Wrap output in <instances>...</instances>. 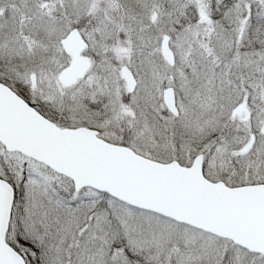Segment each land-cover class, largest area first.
Returning a JSON list of instances; mask_svg holds the SVG:
<instances>
[{
	"label": "snow or ice",
	"instance_id": "obj_1",
	"mask_svg": "<svg viewBox=\"0 0 264 264\" xmlns=\"http://www.w3.org/2000/svg\"><path fill=\"white\" fill-rule=\"evenodd\" d=\"M0 264H264V0H0Z\"/></svg>",
	"mask_w": 264,
	"mask_h": 264
}]
</instances>
